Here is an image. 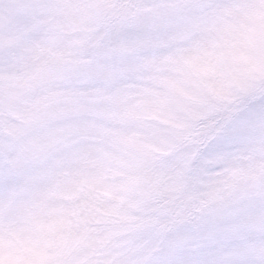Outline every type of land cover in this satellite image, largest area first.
<instances>
[{
  "label": "snow or ice",
  "instance_id": "snow-or-ice-1",
  "mask_svg": "<svg viewBox=\"0 0 264 264\" xmlns=\"http://www.w3.org/2000/svg\"><path fill=\"white\" fill-rule=\"evenodd\" d=\"M243 7L0 0V235L53 207L76 216L113 181L169 179L139 137L146 111L175 108L193 115L189 135L216 167L192 197L147 201L121 243L68 248L60 264H264V73L239 94L210 85L211 102L174 74L188 65L224 81V37ZM253 232L261 239L249 243Z\"/></svg>",
  "mask_w": 264,
  "mask_h": 264
},
{
  "label": "clouds",
  "instance_id": "clouds-1",
  "mask_svg": "<svg viewBox=\"0 0 264 264\" xmlns=\"http://www.w3.org/2000/svg\"><path fill=\"white\" fill-rule=\"evenodd\" d=\"M236 2L244 7L231 18L224 37L231 49L226 67L221 69L227 71L225 80L212 75L209 83H205L194 66L185 65L174 71L183 74L187 86L209 102L210 85L217 93L227 87L233 94H239L247 80L264 73V0ZM145 117L140 130V151L151 157L154 174L158 171L156 166L166 165L170 178L160 182L141 179L123 187L120 181H113L100 189L109 195H101L93 204L81 208L76 216L67 215L64 207H53L47 214H39L38 223L18 225L14 232L0 235V264H60L68 248L78 249L85 243L112 247L122 242L134 224L132 218L157 194L185 198L195 194L199 178L205 171L214 169L218 161L198 155L196 137L189 135L196 123L193 115L172 108L149 110ZM169 120L172 123H165ZM113 164L120 167L121 161L114 160ZM260 239L253 232L249 243Z\"/></svg>",
  "mask_w": 264,
  "mask_h": 264
}]
</instances>
